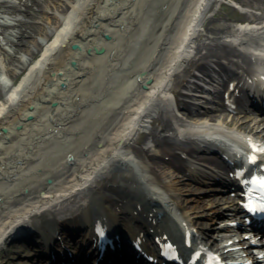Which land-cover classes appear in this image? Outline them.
I'll return each instance as SVG.
<instances>
[{
  "label": "bare ground",
  "instance_id": "bare-ground-1",
  "mask_svg": "<svg viewBox=\"0 0 264 264\" xmlns=\"http://www.w3.org/2000/svg\"><path fill=\"white\" fill-rule=\"evenodd\" d=\"M219 1L0 0V255L10 239L40 243L33 232L47 238L40 244L50 264H182L209 249L230 264L229 255L241 253L234 238L220 235L229 221L197 220H230L226 211L238 205L209 191L226 186L205 185L215 178L235 184L244 174L202 152L231 163L241 149L255 152L251 167L263 172L264 127L229 119L220 90L212 100L193 93L203 92V75L224 86L219 77L237 73L262 102L264 14L214 27L210 37L206 14ZM32 14L39 24L23 17ZM213 41L232 45L236 59L211 50ZM208 58L222 68H209ZM115 168L125 173L110 176ZM106 203H114L112 212ZM96 228L110 239L100 258L90 238ZM164 245L177 262L159 257ZM247 254L238 258L264 264Z\"/></svg>",
  "mask_w": 264,
  "mask_h": 264
},
{
  "label": "rangeland",
  "instance_id": "rangeland-1",
  "mask_svg": "<svg viewBox=\"0 0 264 264\" xmlns=\"http://www.w3.org/2000/svg\"><path fill=\"white\" fill-rule=\"evenodd\" d=\"M232 0H220L219 2H213L211 4V7L210 9L208 10L206 16V22L209 21V29H207L206 31V34H208L210 37L213 36V34H216L214 33L215 32V29H213L214 27H219V26H222V25H231V26H240L242 24V21H241V17H244V16H248L249 17V13H254V14H264V4H263V1H258V0H236L238 1L239 3L243 4V7L244 9H248L250 11L246 12L243 10H239L237 9L236 7L232 6ZM13 3L14 4H17L18 3V0H13ZM155 4H152V11L155 10ZM20 13H24V11L22 12V10H16V12L14 13V18H17V17H21L22 14ZM44 13V14H43ZM48 15V16H51L50 12H45L43 10H38V12L36 13L37 16H41V15ZM25 19H28L32 22V24L36 25V24H39V20H36V16H33V14L28 17V16H23ZM14 27L11 28V30L13 32H15L17 30V24H16V20L14 19ZM205 36L206 35H203L201 36L202 40L204 39L205 40ZM25 38H28L25 37ZM206 42H209V38L206 39ZM212 44H215V42L213 41ZM5 47L9 48V46L5 45ZM232 47V45L230 44H226V43H220V44H215V45H211V50L213 51H217L218 53H226V52H229L228 54H225L223 56H229V57H232V59H236V54L235 52H232L230 50ZM233 48V47H232ZM44 47H40L39 49L36 50V53L34 54L33 57H31L29 59V62L28 63H32L34 62L35 60H37V58L39 57L41 51H43ZM207 48H204L203 51H206ZM20 53H24L23 50H20ZM234 54V55H233ZM242 58H244V56H237V59L238 62L240 63V65L242 66H250V63H249V60L246 61V60H241ZM210 61H209V68L210 66L211 67H214L216 69H218L219 71V68H222L221 67V63L216 61V60H211L210 58H208ZM221 60L225 61L226 58L225 57H222ZM11 67H13V63L10 64ZM27 68H23L22 70H20L18 73H17V76L15 78V80L11 81L13 83H17L21 78L22 76L25 74ZM204 76V75H203ZM204 77H207L206 75ZM199 82H201L202 80H197ZM174 83V82H173ZM171 83L170 85H175ZM172 86V87H173ZM171 87V86H170ZM221 96V95H220ZM212 106L215 107V106H218V102H213L212 103ZM180 116H183L186 118V114H184L181 110V112L179 111L178 113ZM153 119V118H152ZM230 119V118H229ZM242 120H247L244 116L241 117ZM260 125V124H259ZM18 126V125H17ZM151 126H152V123H151ZM261 127H263L262 125H260ZM143 132V130L141 131ZM141 132H138L136 134V137H140L141 136ZM185 149H191L193 148L190 144H187V143H182L181 144ZM136 146H144V143L139 141V142H136ZM201 154V152H200ZM202 154L204 155H208V156H213L215 157V155L213 154H208V153H203ZM217 158V156L215 157ZM125 173L124 171H121L119 169H114L112 170V173L110 174V176H113V177H119L120 174H123ZM102 181V179H101ZM198 186H199V183H196ZM188 196H192V195H188ZM203 198H207L208 196H201ZM104 208L107 209V210H110V212L113 211L112 209V206L111 205H114L113 204H110V203H106V204H103ZM210 220H214L215 222L213 223H217V224H220V223H223L222 220H220V218H215V217H211L208 219V217H204L203 219H198L197 221L198 222H206L208 221V223H210ZM35 232L33 233H30L31 235L34 234ZM209 234L212 232H208ZM208 238V236H207ZM20 241H14V240H8L5 242L4 246H3V253L0 255V264H40L41 261H40V258H36L34 257V250H33V244H30L29 242H25V241H22L21 238H19ZM66 239L63 238V241H65ZM17 242H20V243H17ZM15 244V245H14ZM17 245V246H16ZM20 261V262H18Z\"/></svg>",
  "mask_w": 264,
  "mask_h": 264
},
{
  "label": "snow or ice",
  "instance_id": "snow-or-ice-1",
  "mask_svg": "<svg viewBox=\"0 0 264 264\" xmlns=\"http://www.w3.org/2000/svg\"><path fill=\"white\" fill-rule=\"evenodd\" d=\"M253 147H256V145L253 144ZM261 151H264V149H261ZM250 159H251V160H255L256 157H255L254 155H252V156H250ZM241 171H243V170L241 169L240 171H238V172L236 173V175L239 176ZM254 179H255V178H254ZM261 183L264 184V178H261ZM248 207H249V209H253L255 206H254L252 203H248ZM259 207L262 208V209H264V202H262V203L259 205Z\"/></svg>",
  "mask_w": 264,
  "mask_h": 264
},
{
  "label": "water",
  "instance_id": "water-1",
  "mask_svg": "<svg viewBox=\"0 0 264 264\" xmlns=\"http://www.w3.org/2000/svg\"><path fill=\"white\" fill-rule=\"evenodd\" d=\"M49 179H47V181H48Z\"/></svg>",
  "mask_w": 264,
  "mask_h": 264
}]
</instances>
